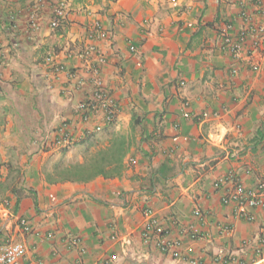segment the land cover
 <instances>
[{"label": "crops", "instance_id": "0c3cea01", "mask_svg": "<svg viewBox=\"0 0 264 264\" xmlns=\"http://www.w3.org/2000/svg\"><path fill=\"white\" fill-rule=\"evenodd\" d=\"M61 1L65 19L51 28ZM260 4L264 0H0V247L17 243L23 262L38 264H264V210L236 220L234 207L221 203L226 188L220 184L230 171L247 189L264 183ZM95 21L109 40L96 38ZM225 23L232 36L249 25L260 32L254 49L251 34L246 37L244 61L221 50ZM90 44L106 60L94 75L82 58ZM48 58L64 71L47 65ZM94 79L118 105L112 125L102 112L87 123L76 113L92 97ZM63 121L71 122L77 141L41 152L36 139ZM111 134L132 143L121 177L54 182L56 164L81 162L107 147ZM146 207L157 211L160 234L180 241L179 259L143 243ZM19 220L31 232L24 233ZM225 225L231 236L221 234Z\"/></svg>", "mask_w": 264, "mask_h": 264}, {"label": "built area", "instance_id": "2783aa9c", "mask_svg": "<svg viewBox=\"0 0 264 264\" xmlns=\"http://www.w3.org/2000/svg\"><path fill=\"white\" fill-rule=\"evenodd\" d=\"M258 12L264 14V7L261 4L257 7ZM52 18L50 20V27L57 28L59 24L65 19V2L61 1L58 6L53 10ZM241 19L245 22L249 21V15L246 12L240 13ZM93 30L96 32V38L101 40H109L110 35L106 32L98 21L93 22ZM232 25L224 24L220 31L221 43L220 47L223 52L228 54L235 61H244L243 46L246 41V37L251 34L252 42L251 49L258 46L261 34L255 29L248 28L246 33L239 34L237 36H232L230 31ZM249 31H251L249 33ZM133 51V47L130 48ZM83 60L86 64L91 67L92 74H97L100 65L105 63V58L100 52L97 51L95 46L92 44L87 45L82 55ZM94 62V65H92ZM53 64L52 59L48 58L47 65ZM96 64V65H95ZM56 71H64L62 65H54ZM93 66V67H92ZM1 62H0V74H1ZM93 74V75H94ZM94 92L91 98L81 102L76 110L77 115L80 120L84 123L89 122L91 115L102 112L103 120L107 124L114 123L118 115V105L111 98L109 93L102 87L99 80L94 79ZM72 124L68 121L61 122L51 134L43 135L36 139L35 143L39 146L41 152L48 154L58 150L66 149L70 147L74 142L77 141L72 133ZM89 133V132H86ZM220 184L225 185V194L221 198V203L223 205H232L233 217L236 220H250L249 211L252 209H262L264 210V183H259L254 189H247L240 183L238 178L235 176L233 171L228 172L227 176L224 177ZM144 221L142 224V230L140 232L141 239L145 244H154L156 249L163 254H169L172 259L180 258V241L179 240H169L167 235L160 230V223L158 218V213L152 208L146 207L144 209ZM196 217L202 218L200 212L196 210L194 212ZM19 228L22 229L24 233L31 232L30 224L25 220L18 221ZM221 234L225 236H231L233 233L232 227L225 225L218 227ZM193 231V230H192ZM197 232L193 231L191 233L192 239H195ZM72 243H77V241H72ZM264 247V240L260 241L259 244ZM260 250V249H259ZM256 250L259 255L260 251ZM80 253H84L83 250ZM25 255V250L22 246L17 243L8 241L4 246L0 247V264H38L35 261H29L24 263L23 258ZM231 259V258H230Z\"/></svg>", "mask_w": 264, "mask_h": 264}, {"label": "trees", "instance_id": "16d2710c", "mask_svg": "<svg viewBox=\"0 0 264 264\" xmlns=\"http://www.w3.org/2000/svg\"><path fill=\"white\" fill-rule=\"evenodd\" d=\"M133 121L138 123L139 119L135 120L133 116ZM131 146L128 136L111 134L107 147L86 154L81 162L61 161L56 164L53 169L54 182L85 184L98 177L119 178L124 169L123 160Z\"/></svg>", "mask_w": 264, "mask_h": 264}, {"label": "rangeland", "instance_id": "374dc122", "mask_svg": "<svg viewBox=\"0 0 264 264\" xmlns=\"http://www.w3.org/2000/svg\"><path fill=\"white\" fill-rule=\"evenodd\" d=\"M77 160H78V158H73V159H71L72 162L77 161ZM77 162H78V161H77Z\"/></svg>", "mask_w": 264, "mask_h": 264}]
</instances>
